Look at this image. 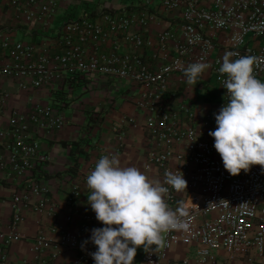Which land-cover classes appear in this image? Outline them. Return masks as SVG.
Listing matches in <instances>:
<instances>
[{
    "label": "built area",
    "instance_id": "2783aa9c",
    "mask_svg": "<svg viewBox=\"0 0 264 264\" xmlns=\"http://www.w3.org/2000/svg\"><path fill=\"white\" fill-rule=\"evenodd\" d=\"M140 1L142 10L137 18L102 10L96 14L98 22L85 16L64 24L62 49L51 57L32 45L15 40L8 28L0 29V52L5 51L0 77L29 79L30 87L35 89L68 85L72 77L96 76L126 79L145 87L148 92L136 103L145 115L144 127L148 133L144 169H155L161 182L168 171L183 173L187 190L177 192L169 188L165 199L173 209L181 203L187 209L188 215L183 219L188 228L166 233L164 247L142 248L137 264H189L190 254L201 263L222 264L218 260L221 252L228 263L240 260L244 264H264V170L256 165L247 173L231 176L213 147V138L208 135L216 127L214 115L206 112L198 120L194 106L180 102L168 108L162 99L171 80L186 82L184 69L199 61L210 65L205 72L223 91L222 105L227 102L218 72L221 59L212 55L216 45L210 34H228L229 46L223 53L233 51L239 56L258 57L254 75L257 79L263 78L264 0ZM26 3L27 22L48 20L56 11L55 1L27 0ZM151 8H161L180 21L178 31L169 28L156 36L157 50L152 59L158 61V65L153 68L140 54L150 41L140 32H131L134 25L143 29L155 18L157 10L149 13ZM114 38L131 45L133 51L122 52L118 42L107 53L89 54L83 48L88 41L97 45ZM19 87L27 88L24 84ZM0 99H3L1 93ZM12 115L8 129L0 131V142L6 136L11 139L9 144H3L8 157L0 162V168L8 167L13 176L20 179L47 160L46 155L38 153L39 134L59 130L64 123L52 111L38 106L27 114L13 112ZM27 122L34 125V132L29 131ZM33 191L45 190L34 187ZM75 196L72 192L68 206ZM20 220L15 209L13 225ZM98 227L102 225L94 213L84 214L80 219L79 236L73 237L68 232L61 236V245L79 252L72 264H94L90 254L96 249L89 238L91 230ZM9 242L10 239L6 243ZM42 244L43 238L37 236L34 250L39 251ZM178 245L185 247L186 254L180 259H171L169 251ZM37 264L45 262L38 258Z\"/></svg>",
    "mask_w": 264,
    "mask_h": 264
},
{
    "label": "crops",
    "instance_id": "0c3cea01",
    "mask_svg": "<svg viewBox=\"0 0 264 264\" xmlns=\"http://www.w3.org/2000/svg\"><path fill=\"white\" fill-rule=\"evenodd\" d=\"M45 1H55L54 15L45 21L27 22V0H0V29L8 28L15 40L34 46L47 57L61 51V28L72 20L87 16L98 22L96 14L102 10L137 18L142 10L140 0ZM153 9H149V13ZM155 10V18L149 20L143 29L137 25L131 28V32H140L150 41L140 54L152 68L158 65V61L152 59L157 50L156 36L166 29L178 31L180 27L179 19H173L161 8ZM210 35L216 45L212 55L221 58L223 49L229 46L228 34ZM116 42L121 45L122 52L133 51L131 45L120 38L97 45L88 41L83 48L89 54L107 53ZM4 58L5 51H2L0 65ZM21 84L27 88L20 89ZM147 92L145 87L130 80H110L101 76L76 78L72 87L61 85L42 89L30 87L29 79L0 77L3 97L0 99V131L8 129L13 112L27 114L36 106L52 111L64 123L59 130L39 134L38 153L46 155L47 160L31 172L17 179L8 167L0 168V264H37L38 258L45 264H72L76 260L79 252L61 245L60 238L66 232L73 237L79 236L81 217L93 213L87 204L86 177L100 156L114 154L121 166H135L150 179L158 180L155 169H144L148 133L144 127L145 115L136 107L142 94ZM162 99L168 108H174L180 102L194 106L196 118L200 120L206 112L218 113L223 91L205 72L194 84L172 79ZM26 124L29 131L34 132V125ZM10 142L8 136L0 142V162L6 161L8 153L4 145ZM74 142L77 144L72 146ZM34 187L45 191L36 193ZM72 192L76 196L68 206L67 200ZM40 206L41 210L38 209ZM15 209L21 220L13 225ZM37 236L43 238L39 251L33 247ZM141 250L137 249L134 264L138 263ZM185 254V247L179 245L169 251V257L175 260ZM189 258V264H211L201 263L192 254ZM218 260L222 264H244L240 260L228 263L222 252L218 253Z\"/></svg>",
    "mask_w": 264,
    "mask_h": 264
},
{
    "label": "clouds",
    "instance_id": "9594fccd",
    "mask_svg": "<svg viewBox=\"0 0 264 264\" xmlns=\"http://www.w3.org/2000/svg\"><path fill=\"white\" fill-rule=\"evenodd\" d=\"M220 59L228 99L214 114L216 127L208 135L231 176L256 165L264 170V82L254 75L258 57L226 51ZM209 67L199 61L188 64L186 82L194 84ZM86 185L87 204L102 225L90 233L94 264H134L137 249L164 247L166 233L188 228L183 219L187 209L182 203L173 209L165 199L169 188L187 190L183 173L168 171L161 182L135 166H121L118 156L109 154L98 159Z\"/></svg>",
    "mask_w": 264,
    "mask_h": 264
},
{
    "label": "trees",
    "instance_id": "16d2710c",
    "mask_svg": "<svg viewBox=\"0 0 264 264\" xmlns=\"http://www.w3.org/2000/svg\"><path fill=\"white\" fill-rule=\"evenodd\" d=\"M75 82H76V77H72V78H70V80H69V82H68V86H69V87H72V86L75 84ZM76 144H77L76 142L71 143L72 146H74V145H76Z\"/></svg>",
    "mask_w": 264,
    "mask_h": 264
},
{
    "label": "rangeland",
    "instance_id": "374dc122",
    "mask_svg": "<svg viewBox=\"0 0 264 264\" xmlns=\"http://www.w3.org/2000/svg\"><path fill=\"white\" fill-rule=\"evenodd\" d=\"M259 80H261L262 82H264V77H263V78H261V79H259Z\"/></svg>",
    "mask_w": 264,
    "mask_h": 264
}]
</instances>
